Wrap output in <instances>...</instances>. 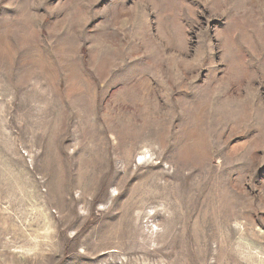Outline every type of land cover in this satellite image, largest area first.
Wrapping results in <instances>:
<instances>
[{
	"label": "rangeland",
	"instance_id": "obj_1",
	"mask_svg": "<svg viewBox=\"0 0 264 264\" xmlns=\"http://www.w3.org/2000/svg\"><path fill=\"white\" fill-rule=\"evenodd\" d=\"M0 264H264V0H0Z\"/></svg>",
	"mask_w": 264,
	"mask_h": 264
},
{
	"label": "bare ground",
	"instance_id": "obj_2",
	"mask_svg": "<svg viewBox=\"0 0 264 264\" xmlns=\"http://www.w3.org/2000/svg\"><path fill=\"white\" fill-rule=\"evenodd\" d=\"M228 141V140H227Z\"/></svg>",
	"mask_w": 264,
	"mask_h": 264
}]
</instances>
